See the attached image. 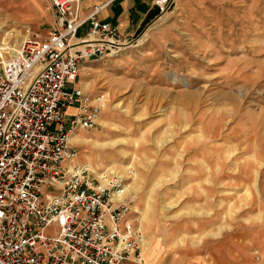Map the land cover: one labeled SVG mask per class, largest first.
Wrapping results in <instances>:
<instances>
[{"label":"rangeland","instance_id":"374dc122","mask_svg":"<svg viewBox=\"0 0 264 264\" xmlns=\"http://www.w3.org/2000/svg\"><path fill=\"white\" fill-rule=\"evenodd\" d=\"M169 2L95 74L104 105L77 129L90 139L77 157L85 148L99 166H131L147 246L154 232V246L191 256L233 235L264 264V0ZM4 11L0 41L17 48L26 24ZM52 24L31 29L45 36Z\"/></svg>","mask_w":264,"mask_h":264},{"label":"built area","instance_id":"2783aa9c","mask_svg":"<svg viewBox=\"0 0 264 264\" xmlns=\"http://www.w3.org/2000/svg\"><path fill=\"white\" fill-rule=\"evenodd\" d=\"M47 1L55 20L45 36L25 26L12 53L0 41V264H141L146 236L130 214L131 166L80 162L70 138L96 124L105 99L76 85L80 63L117 54L132 39L95 17L112 0L85 15L80 0ZM86 21L90 29L78 35Z\"/></svg>","mask_w":264,"mask_h":264},{"label":"crops","instance_id":"0c3cea01","mask_svg":"<svg viewBox=\"0 0 264 264\" xmlns=\"http://www.w3.org/2000/svg\"><path fill=\"white\" fill-rule=\"evenodd\" d=\"M102 1L103 0H80L79 12L82 15H85L90 12L94 4H99ZM45 3L46 0H0V12L7 10L8 7L15 8L16 11L11 12L17 14V18H13L12 16H10L11 12L4 11L9 13V16L7 17L8 20L20 24H26L24 26H30V28H33L32 26H34L36 23H39L40 17H42V19L44 17L48 24L52 22L54 23V10H52L53 8L51 5ZM153 8L154 0H112L108 4L103 6L99 11H97L95 17L98 20L110 21L116 24L119 32L124 38L133 39V34L136 32L137 28L143 23V21L152 13ZM50 9L53 13V15L51 16L49 14ZM44 14H46L47 16L45 17ZM19 18H23L24 20H19ZM90 26L91 25L89 21L84 22L78 27L77 34L83 35L90 29ZM130 45L126 47H130ZM119 53L120 52H118L117 54H107L101 57L91 56L82 60L76 78V85L80 86L85 92L93 94V89H95L94 85L97 79L95 74L101 71L98 69L105 68L106 66L103 65H107L112 59L118 57L117 55ZM96 93L97 92H95V94ZM74 111V104H71L66 107V125H68V120L74 113ZM83 131L84 130H77L74 133H78L79 135L87 137L88 135L86 136L82 134ZM72 141L75 143L77 148L78 144L84 147V143L89 142L90 139L81 142V139L74 138ZM81 153L84 154V157L86 159H81L77 157L78 161L88 162L90 163V165H93V163H95V166H99L97 157L95 155L92 156L91 152L83 148L81 150ZM130 214H132V211ZM150 235L151 240L145 249L141 264H235V262H239V264H254L249 257L248 244L245 243L243 240L235 239V236L233 235H230L229 239L227 238L224 241L218 240L217 242L214 241L213 243H211L212 240H208L211 242L205 245L209 246L207 247L208 249L211 247L212 250H209L205 253L194 254L191 256L185 255L184 253H177L172 249H168L166 251L165 246L161 241L159 245L154 246L156 242L154 241L155 233L151 232ZM261 245V247L264 248V244ZM124 263L139 264L131 260H123L120 262V264Z\"/></svg>","mask_w":264,"mask_h":264},{"label":"bare ground","instance_id":"6f19581e","mask_svg":"<svg viewBox=\"0 0 264 264\" xmlns=\"http://www.w3.org/2000/svg\"><path fill=\"white\" fill-rule=\"evenodd\" d=\"M23 35H24V34H23ZM24 36H25V35H24ZM24 36H23V37H24ZM10 49H11V53H12V52H15V50H16V48H14V46H11ZM77 134H78V133H73V134L71 135V137H70L71 140H73L74 137L77 136ZM131 184H132V183H131ZM130 186H131V187H130ZM130 186H129V188L131 189V188H132V185H130ZM146 243H147V242H146V240H145V241L143 242L142 252H145V249H146V246H147ZM145 245H146V246H145Z\"/></svg>","mask_w":264,"mask_h":264}]
</instances>
